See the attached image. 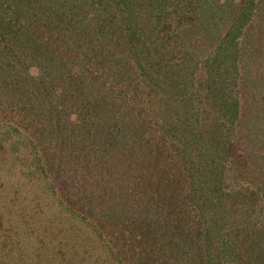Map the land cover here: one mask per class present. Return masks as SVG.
<instances>
[{
	"label": "trees",
	"instance_id": "1",
	"mask_svg": "<svg viewBox=\"0 0 264 264\" xmlns=\"http://www.w3.org/2000/svg\"><path fill=\"white\" fill-rule=\"evenodd\" d=\"M256 81L264 90V0H0V115L31 122L46 148L27 161L29 185L9 171L22 155L12 145L1 186L75 197L113 259L132 239L167 248L165 264H264ZM102 181L116 189L107 207ZM89 228L76 242L97 243Z\"/></svg>",
	"mask_w": 264,
	"mask_h": 264
},
{
	"label": "rangeland",
	"instance_id": "2",
	"mask_svg": "<svg viewBox=\"0 0 264 264\" xmlns=\"http://www.w3.org/2000/svg\"><path fill=\"white\" fill-rule=\"evenodd\" d=\"M181 2L183 3V1ZM180 9L181 11L179 10V13L181 15L187 14L184 7H180ZM147 14L148 13H146V15ZM75 51L77 52V49H75ZM200 51L204 53L203 50ZM197 55L200 54H193L191 61L188 62L192 69L197 62ZM50 64H52L53 71H55L56 68L55 65H53V62H50L49 65ZM32 70L34 72V69ZM53 71H50V75L52 76L54 74ZM255 84L258 90L261 83L256 81ZM251 90L252 91L247 96L248 99L251 96L250 94L256 91L255 87ZM256 92L258 93V97L252 94L253 99L257 100L254 101V104L262 105V103H264V90L261 89ZM8 114L0 115V123H2L0 125H2L1 127H3L4 131V134L0 133V138L2 139L0 140V166L2 163L9 165V158H7V155L11 153L12 145H14L16 149L19 150V153H22V155L19 160L12 163L9 171L15 176H20V179L16 178V180H23V182L29 184L30 181L26 176L28 173L32 172V169L28 167L29 163L27 161L33 156L35 157V155L40 156L42 153H45L46 148H43V144L41 141L39 142V138L37 136H33L35 134L32 130L33 128L31 126L28 127L29 123V125H33L31 122H27L26 120H23L25 122H22L21 116H18L17 114ZM258 114L262 116V112L258 111ZM262 127H264V124L261 128ZM262 130L264 132V128H262ZM47 133L48 138L43 141V143H45V147L54 149V151L55 148L59 149V146H62V143L58 141L56 134L53 132L50 133V130H48ZM50 142H52V144ZM65 148L66 147H64V153L68 157H72V148ZM24 155L28 158L25 159ZM76 155L83 156L80 152H75V156ZM10 172H8V175H10ZM1 181H7V178H2V176H0V253H4L2 250L3 247L8 245H12L13 247L14 245L13 251L17 256L11 262L12 264H156L154 262L156 259H158L157 264H165V262H163L164 258L162 257L164 256V252H169L168 249H164L162 247L155 248L152 245L146 246L148 244L146 240L142 246H139L138 243L132 239L128 240L127 243L122 240L125 248L130 252H128L125 257L119 255V257L117 256L115 259H113V257L106 256L108 248L105 244L107 243L103 244L104 247L101 246L103 242L101 244L98 243L100 240L98 238L101 237L99 234L100 232H94L96 225L92 223L89 225L88 221H90V218H83L81 216L84 213L78 210V205H76L73 200L76 199L75 197L73 199L70 197H61L63 201L60 199L57 200L55 195L50 193L43 186L38 194L36 187H39L40 184L30 186V188H23L20 196L15 194L13 197V193L7 191L8 188H3L1 186ZM98 186H100L98 192L100 196V203H98V205L101 207L102 202L107 207L111 201L113 202V200L110 199L114 197L113 192L116 191V189L111 187V185H109L106 181L100 182ZM73 190H75V188H73ZM259 194L262 196L264 195L262 191ZM37 195L40 196L37 197ZM124 196L122 197L120 194V199L118 200L117 196V200H114V202L117 204L122 202L124 200ZM102 199L104 200L102 201ZM224 204V207L227 206V202ZM118 208L119 206L116 211ZM120 208L123 209L121 205ZM94 209L98 210V208L95 207ZM71 216L72 219H70ZM80 218L84 221H81ZM65 222L68 223L66 228L69 227V231L68 233L65 230L60 231V238L58 239L55 237L54 233L58 231L59 227L62 228L63 225L67 224ZM89 226L92 227L91 232L93 233L94 240L97 243L91 242L86 238H82V240L76 242L77 239L73 238L75 237L74 232H84L85 230L90 229ZM261 228L262 235H264V223ZM29 230L31 231L29 232ZM71 233L73 234L71 235ZM105 233L103 234L107 236V233ZM262 238L264 240V236H262ZM112 239L113 236L111 237V240ZM111 240H109L110 243ZM131 242H135L136 245ZM217 243L218 241H216L215 244L213 243V245H216ZM82 244H84L85 247L86 245L91 246L90 248H87V251L82 252L81 255L79 250ZM145 246L147 252L135 253V251L143 250L142 248ZM77 248L79 250H77ZM100 249H102V251H100ZM92 253H96V256L100 255L99 259L92 260ZM244 253L249 254L250 252L244 250ZM253 254L255 253L253 252ZM85 257H87V259H85ZM259 257H261L260 259H264V255Z\"/></svg>",
	"mask_w": 264,
	"mask_h": 264
}]
</instances>
